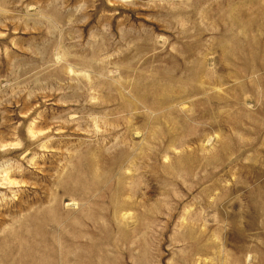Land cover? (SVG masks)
<instances>
[{"label": "rangeland", "instance_id": "1", "mask_svg": "<svg viewBox=\"0 0 264 264\" xmlns=\"http://www.w3.org/2000/svg\"><path fill=\"white\" fill-rule=\"evenodd\" d=\"M0 264H264V0H0Z\"/></svg>", "mask_w": 264, "mask_h": 264}]
</instances>
